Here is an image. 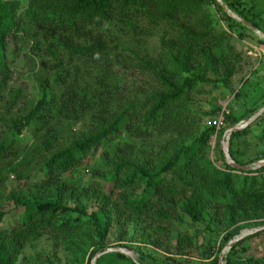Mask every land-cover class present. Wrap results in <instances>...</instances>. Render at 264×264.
<instances>
[{"label":"trees","instance_id":"trees-1","mask_svg":"<svg viewBox=\"0 0 264 264\" xmlns=\"http://www.w3.org/2000/svg\"><path fill=\"white\" fill-rule=\"evenodd\" d=\"M222 1L264 33L255 0ZM237 27L253 33L216 0H0V264H20L43 238L53 251L37 264H58L59 251L65 264H91L112 236L110 247L132 250L135 260L113 252L95 264H264V229L232 244L221 261L218 254L242 230L264 225V166L228 165L221 129H197L191 104L201 86L229 92L245 113L203 115L222 113L230 127L264 107L260 69L230 88L243 61L231 40L247 38ZM22 67L38 98L15 115ZM29 127L36 142L20 149ZM229 154L239 165L264 160V112L231 134ZM95 155L106 169L94 167L85 180L80 169ZM29 170L36 183L4 190L11 174L20 182ZM5 205L21 210L16 226L6 225Z\"/></svg>","mask_w":264,"mask_h":264},{"label":"rangeland","instance_id":"rangeland-1","mask_svg":"<svg viewBox=\"0 0 264 264\" xmlns=\"http://www.w3.org/2000/svg\"><path fill=\"white\" fill-rule=\"evenodd\" d=\"M247 4L250 3L249 0H246ZM255 5H257L256 10L257 11H263L264 16V0H255ZM210 11L213 13L214 18L218 19L215 9L210 8ZM221 27H225V24L221 23ZM237 31H242L245 33V38L243 41L238 40L236 37L231 40V43L233 44L235 51L242 54V63L240 66H238L236 73L234 76L230 79V88L232 90H238L241 87L242 80L246 78L251 69H260L261 73H263L264 76V43H260L258 41V38H260L256 33H250L248 31L243 30L240 27H237ZM27 68L22 67L19 69V71L16 74V86L22 85L24 87V99L23 102L20 103L18 106L14 109L15 115H23L25 114L29 108L36 102L38 98V89L37 84L32 76V74L27 73ZM24 85H23V84ZM136 86V85H135ZM134 86V87H135ZM137 88V87H136ZM262 95L264 96V80L262 82ZM233 97L230 95L229 92H222L220 89H215L214 87L210 85L201 86L194 90L192 93V102L193 105L192 109L196 111L197 117L200 119L199 121L196 119V128L199 129V127L207 126V122L210 119H214L215 116L211 115H203L206 112L211 111L214 108H221L224 110H232L235 115H240L244 112L243 106L241 103H234L232 101ZM260 102V101H259ZM245 113V112H244ZM218 116V115H217ZM247 121V120H246ZM244 122V121H241ZM239 122V123H241ZM195 123V122H194ZM194 127V130H195ZM187 128V127H186ZM230 126H224V128H221L220 132L217 134L218 138H220V148L223 150L225 142V136L226 131L230 129ZM193 129V128H192ZM18 145L20 149H27L31 146H33L36 142L34 133H33V127H29L24 129L21 134L18 136ZM217 142V137L214 136L210 142V157L214 160L215 159V144ZM261 148L255 147L254 150L258 151ZM254 150L249 149L248 155H250ZM15 159L9 158L7 160L8 163L14 162ZM259 162H263L259 161ZM91 166L88 169H80V174L83 176V178L86 180L88 176L92 173V169L94 167H100L102 170L106 169V163L103 160V158L98 157L97 155L94 156L93 161L90 164ZM33 170V167L31 168ZM29 170L27 173H29L30 178L25 179L23 181H17L14 174H11L9 176V179L5 183V191L9 192L14 187L20 186L22 188L31 187L34 182L38 180V177L36 174H34L33 171ZM5 208L8 210V214L5 218L6 225L9 227L16 226L18 223V215L21 212L20 209H14L11 207V205H5ZM176 227L173 228V236H171L172 243H175L176 238ZM192 228H196L195 226H192ZM188 226V229H192ZM198 228V226H197ZM114 241V237H110L108 241V246H112ZM226 247V245H225ZM225 247L223 249H225ZM149 249H153L149 247ZM223 249L218 253L219 257L222 254ZM53 251L52 242L46 238L41 239L39 242L29 245L25 248L23 253L20 255L19 263L22 264H37L35 262L36 258H39L44 255V253H49ZM227 249L224 251V255L227 253ZM158 253L161 255L169 256V254L165 253L162 250H158ZM171 255V254H170ZM223 255V257H224ZM180 258V257H177ZM58 264H65L67 262L68 258L63 252H58ZM182 259V258H180ZM190 261L194 262H200L198 258L192 257L188 258Z\"/></svg>","mask_w":264,"mask_h":264},{"label":"water","instance_id":"water-1","mask_svg":"<svg viewBox=\"0 0 264 264\" xmlns=\"http://www.w3.org/2000/svg\"><path fill=\"white\" fill-rule=\"evenodd\" d=\"M216 2L218 3V5L223 9V11L232 19L239 21L240 23H242L243 25H245L248 29H250L253 33H256L260 39L264 40V33H262L261 31L255 29L253 26H251L249 23H247L245 20H243L241 17H239L236 13L230 11L227 6L224 4V2L222 0H216ZM262 112H264V107L262 109H260L256 114H254L252 117H250L247 121L238 123L234 126H232L230 129H228L226 131V136L224 139L225 145L223 148V155L225 157V160L227 162L228 165H230L232 168H235L237 170H242V171H250L253 169H258L262 166H264L263 162H258L253 166H248V165H239L237 164L230 156L229 154V140L231 137V134L233 132L242 130L244 128H246L248 125H250ZM264 229V225L261 227H257V228H249V229H244L242 230L237 236H235L233 239H231L227 244L225 249H223L222 254L220 255L219 259L220 261L223 258L224 255V251L227 249L229 250L230 247L232 246V244L237 243L238 241H240L241 239L245 238L248 235L254 234L260 230ZM113 252H118V253H122L132 259L135 260V256L133 254L132 250L126 249V248H122V247H108L106 248L103 252L96 254L93 259L91 260V264H95V261L97 258H99L101 255L105 254V253H113Z\"/></svg>","mask_w":264,"mask_h":264},{"label":"built area","instance_id":"built-area-1","mask_svg":"<svg viewBox=\"0 0 264 264\" xmlns=\"http://www.w3.org/2000/svg\"><path fill=\"white\" fill-rule=\"evenodd\" d=\"M207 125L214 126L217 130L223 128L225 126L223 114L220 113L214 119L208 120Z\"/></svg>","mask_w":264,"mask_h":264}]
</instances>
